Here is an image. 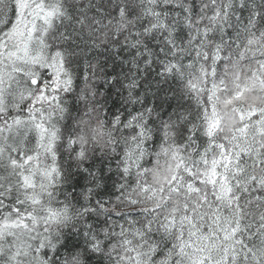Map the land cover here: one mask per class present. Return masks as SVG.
<instances>
[{
	"label": "snow or ice",
	"instance_id": "snow-or-ice-1",
	"mask_svg": "<svg viewBox=\"0 0 264 264\" xmlns=\"http://www.w3.org/2000/svg\"><path fill=\"white\" fill-rule=\"evenodd\" d=\"M0 264H264V0H0Z\"/></svg>",
	"mask_w": 264,
	"mask_h": 264
}]
</instances>
